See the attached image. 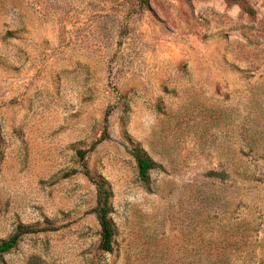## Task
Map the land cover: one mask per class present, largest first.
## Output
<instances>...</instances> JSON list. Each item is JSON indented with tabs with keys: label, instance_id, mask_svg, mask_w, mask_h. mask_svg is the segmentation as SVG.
<instances>
[{
	"label": "rangeland",
	"instance_id": "374dc122",
	"mask_svg": "<svg viewBox=\"0 0 264 264\" xmlns=\"http://www.w3.org/2000/svg\"><path fill=\"white\" fill-rule=\"evenodd\" d=\"M230 190L264 244V0H0V241L49 228L0 264H184Z\"/></svg>",
	"mask_w": 264,
	"mask_h": 264
},
{
	"label": "trees",
	"instance_id": "16d2710c",
	"mask_svg": "<svg viewBox=\"0 0 264 264\" xmlns=\"http://www.w3.org/2000/svg\"><path fill=\"white\" fill-rule=\"evenodd\" d=\"M107 136H104V138ZM83 160L82 153L77 152ZM242 152H230L229 164L225 170L214 176L221 175L230 184L236 182V178L249 180L251 172L249 168L241 163ZM138 177L141 182L148 183L149 174L156 168V164L149 159L139 148L134 147L132 151ZM85 175L90 178L96 187V207L94 213L97 216L101 228V242L99 247L106 253L113 251V240L115 235L114 225L109 218L110 191L105 182L91 177L89 171L84 167ZM230 196L224 201L223 212L225 223L217 232V240H211L212 244H192V260L184 264H264V244H255L259 233L258 226L248 219L241 218L238 209L240 202L235 203L233 190L229 191ZM215 205V201L212 203ZM49 228H35L32 226L16 225L15 231L7 239L0 241V257L10 253L24 235L37 234L48 231Z\"/></svg>",
	"mask_w": 264,
	"mask_h": 264
}]
</instances>
